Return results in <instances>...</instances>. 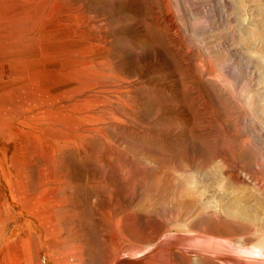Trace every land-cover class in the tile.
<instances>
[{
    "label": "rangeland",
    "instance_id": "rangeland-1",
    "mask_svg": "<svg viewBox=\"0 0 264 264\" xmlns=\"http://www.w3.org/2000/svg\"><path fill=\"white\" fill-rule=\"evenodd\" d=\"M262 21L264 0H0V264L264 252Z\"/></svg>",
    "mask_w": 264,
    "mask_h": 264
},
{
    "label": "bare ground",
    "instance_id": "bare-ground-1",
    "mask_svg": "<svg viewBox=\"0 0 264 264\" xmlns=\"http://www.w3.org/2000/svg\"><path fill=\"white\" fill-rule=\"evenodd\" d=\"M264 25V22L262 21L261 22V26H263ZM192 216V215H191ZM206 216H208V215H206ZM184 220V219H183ZM199 230V229H198ZM245 233V232H244ZM256 233V232H255ZM249 234V233H248ZM244 236V235H243ZM235 237V236H234ZM187 239V241H189L188 240V238H186ZM256 239V238H255ZM196 240V239H195ZM194 240V241H195ZM227 240V239H226ZM253 240V239H252ZM183 241H185V239L184 240H182L181 242H183ZM186 241V242H187ZM190 241H191V238H190ZM192 241H193V239H192ZM206 242V241H205ZM222 242V241H221ZM223 242H225V240H223ZM222 242V243H223ZM228 242V241H227ZM185 243V242H184ZM184 243H183V246H185L184 245ZM188 243V242H187ZM202 243V242H201ZM210 243V242H209ZM221 243V244H222ZM226 243V242H225ZM224 243V244H225ZM189 244H190V242H189ZM189 244H187V245H189ZM192 244V243H191ZM197 244H199V243H197ZM208 244V243H207ZM220 244V245H221ZM223 244V245H224ZM236 245H237V243H235ZM186 245V246H187ZM213 244H210V246H211V249L213 250V252H212V250L210 251V252H208V254L207 253H205V252H203L202 254H207V255H209V256H211V258H213V259H216L217 261H219L220 263H222V264H264V252H259V254L258 255H255V257H256V259H251V257L249 258V259H251V260H247L246 258V260H243V261H239L238 259H234L233 258V255H232V258H228V257H226V256H229V255H226V256H221L220 254H216L215 252H217V251H224V252H226L227 251V249L226 248H228V246H226V245H224V247L226 246V248H224V250L221 248H219V246H217L218 245V243H217V245H213ZM239 245H243V244H239ZM238 245V246H239ZM254 245V244H253ZM190 246V245H189ZM189 246H187V247H189ZM203 246H205V247H203ZM209 246V245H208ZM182 247V246H181ZM192 247V246H191ZM201 247H203L204 248V250H209V249H207L206 248V244L204 245H202ZM241 247V246H240ZM256 247V246H255ZM183 248V247H182ZM190 248V247H189ZM218 248V249H217ZM257 248V247H256ZM255 248V249H256ZM260 249V248H259ZM134 250V249H133ZM192 250V249H191ZM215 250H217V251H215ZM232 250V249H231ZM244 250H246V249H244ZM256 250H258V249H256ZM260 250H264V248L262 247ZM189 251V250H188ZM193 251L194 252H196V253H198V252H200L201 250H197V249H193ZM188 253V252H187ZM186 253V254H187ZM236 253H238V252H236ZM241 253V252H240ZM131 254V255H130ZM129 254V257L130 258H134V257H136V256H139V255H141V253H139V254H135L134 252H133V254L132 253H130ZM189 254V253H188ZM201 254V253H200ZM230 254V256H231V252L229 253ZM187 256V255H186ZM229 256V257H230ZM235 257H239V256H236L235 255ZM139 258H142V257H139ZM151 258H153V257H151ZM188 258V257H187ZM129 260V258H127V261L124 263H122L121 261H120V263H122V264H173V261H168V260H165L164 259V261L163 260H159V258L156 256V258H154V259H149V258H143L142 259V261H140V262H129L128 261ZM185 260V259H184ZM203 261V260H202ZM207 261V260H206ZM200 262H201V260H200ZM119 263V262H118Z\"/></svg>",
    "mask_w": 264,
    "mask_h": 264
}]
</instances>
